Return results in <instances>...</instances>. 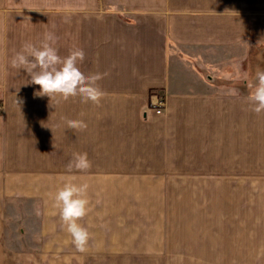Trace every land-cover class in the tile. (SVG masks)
I'll list each match as a JSON object with an SVG mask.
<instances>
[{
	"label": "crops",
	"instance_id": "0c3cea01",
	"mask_svg": "<svg viewBox=\"0 0 264 264\" xmlns=\"http://www.w3.org/2000/svg\"><path fill=\"white\" fill-rule=\"evenodd\" d=\"M45 31L102 74L99 104L10 66ZM257 69L264 0H0V264H264ZM66 179L88 185L84 252L53 206Z\"/></svg>",
	"mask_w": 264,
	"mask_h": 264
},
{
	"label": "clouds",
	"instance_id": "9594fccd",
	"mask_svg": "<svg viewBox=\"0 0 264 264\" xmlns=\"http://www.w3.org/2000/svg\"><path fill=\"white\" fill-rule=\"evenodd\" d=\"M56 41L57 37L53 32L45 31L37 43L24 42L20 51L12 56L10 66L24 71L30 78L26 83L39 85V90L34 93L36 97L47 96L53 99L58 96L67 101L70 97L79 96L81 103L99 104L104 96L97 83L102 79V74L86 75L79 67L85 58L84 50L73 47L66 56H61L55 47ZM255 80V85H249L251 91L248 99L253 105L252 110L259 114L264 111V70H256ZM16 103L18 104L17 100ZM64 123L74 130L87 127L83 120L64 119ZM90 167L91 163L84 152H73L67 165L69 171L73 168L83 171ZM87 189L86 183L76 184L72 179H66L52 197L62 226L80 252L86 250L89 239L87 228L78 223L88 211Z\"/></svg>",
	"mask_w": 264,
	"mask_h": 264
},
{
	"label": "built area",
	"instance_id": "2783aa9c",
	"mask_svg": "<svg viewBox=\"0 0 264 264\" xmlns=\"http://www.w3.org/2000/svg\"><path fill=\"white\" fill-rule=\"evenodd\" d=\"M164 100L162 98H159V100L155 103L154 107H156V111L160 113L162 111ZM4 105L3 101L0 100V113L3 111Z\"/></svg>",
	"mask_w": 264,
	"mask_h": 264
}]
</instances>
